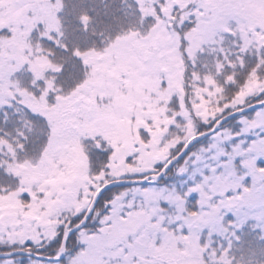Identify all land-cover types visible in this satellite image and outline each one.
<instances>
[{"label":"trees","instance_id":"trees-1","mask_svg":"<svg viewBox=\"0 0 264 264\" xmlns=\"http://www.w3.org/2000/svg\"><path fill=\"white\" fill-rule=\"evenodd\" d=\"M30 1L16 19L0 25V73L8 72L0 75V199L12 208L11 217L21 223L0 234V251L26 249L49 257L14 255L22 264H65L82 249L80 231L88 229L94 236L112 215L138 213L149 209L148 201H153L172 219L176 244L181 250L185 247L177 264H264V227L259 217L252 223L240 214L234 225H216L214 231L193 225L203 220V168L215 185L239 183L242 196L254 184L258 192L264 190L262 142L258 148L263 155L258 159L243 152H251L250 147L260 140L264 143V130H255L248 119L264 109V104L222 123L217 132L196 142L160 180L102 192L84 227L68 238L66 255L55 258L65 224H77L84 214H75L77 206L68 194H64L67 204L55 195L48 201L42 190L37 192L39 198L34 197L33 183L25 176L27 165L22 164L31 158L43 160L59 124L58 98L96 77L87 64L89 55L120 36L139 35L158 24L165 18L167 0ZM165 27L171 31L169 24ZM251 35L243 47L227 48L225 54L206 49L202 54L207 56L205 62L193 60L190 41L181 36V58L173 65L164 60L168 67L157 72L161 79L156 90L145 87L147 98L126 88V75L120 71L110 80L104 79L112 87L104 101L117 107L118 122L82 135L83 149L78 156L86 164V177L78 186L80 200L92 198L113 179L149 178L187 140L210 129L218 118L264 100V40ZM8 75L19 77L17 92L10 93V86L4 83ZM198 88L205 90L203 95ZM91 121L96 127L95 120ZM124 147L132 150L125 156L128 168L118 166L114 158ZM147 155L163 160L154 171L135 172ZM156 238L157 250L146 244L143 249L153 253L149 258L161 262L160 256L171 255L163 250V234Z\"/></svg>","mask_w":264,"mask_h":264},{"label":"rangeland","instance_id":"rangeland-1","mask_svg":"<svg viewBox=\"0 0 264 264\" xmlns=\"http://www.w3.org/2000/svg\"><path fill=\"white\" fill-rule=\"evenodd\" d=\"M30 2L0 0V25L16 19ZM165 11L163 20L140 31L139 35L130 33L120 36L105 49L92 52L87 64L92 66L96 77L77 87L72 93L58 98L56 108L59 124L52 134L43 160L31 158L26 164H22L27 165L24 168L25 176L33 183L30 190L34 197L39 198L37 192L42 190L47 194L48 201L55 195L62 203L67 204L64 194H68L74 207L77 206L75 214L83 215L88 209L92 198L80 200L78 187L86 177V164L78 156L80 148L83 149L82 135L85 132L95 133L97 129L111 124L117 126L118 122L117 107L104 101L112 91V87L105 84L104 79L110 80L120 71L126 75V88H132L137 94L143 93V97L147 98L144 89L147 87L156 90L161 79L157 72L166 66L164 60L173 65L174 60L179 61L181 58L183 35L190 41L189 50L195 62H205L207 56L202 54L206 49L215 54L218 51L225 54L227 48L232 51L238 45L243 47L250 34L264 40V0H167ZM166 24L171 26V31L166 29ZM6 73L8 72L3 71L0 75ZM167 73L169 76V72ZM3 81L10 86V93L17 92L18 76L8 75ZM198 91L201 95L205 92L203 88H198ZM92 119L95 120L96 127L90 124ZM248 119L255 130H264V109ZM261 142L264 151L263 140H260L250 147L251 152L243 151L244 154L258 159L264 154L258 148ZM130 152L131 148L127 147L117 151L114 158L118 159V166L130 167L125 161V156ZM162 160L159 156L153 158L147 155L145 162L137 166L135 172L154 171ZM209 164L215 166L213 161ZM204 167L208 169L210 166ZM201 171L204 172L201 186L205 196L200 213L203 220L192 223L195 227L205 226L211 231L220 224L229 227L235 224L240 214L249 219L247 222L252 223L259 217L264 227V196L261 194L264 190L258 192L254 184L246 192V196H242L238 192L239 183L227 185L219 182L215 185L207 174L208 171L204 168ZM148 204L149 209L142 208L138 213L128 216L121 213L112 215L94 236L90 235L88 229L80 231L77 236L82 242V249L70 256L65 264H177L185 247L181 250L175 242L172 219L160 211L153 201H148ZM0 211H3L0 213V234L10 227L21 226L19 220L11 217L12 208L1 199ZM31 219L30 217L24 222L28 224ZM158 233H162L166 240L163 250L169 251L171 255L168 258L160 256L161 262L149 258L148 255L153 253L143 249V244H146L150 249L157 250ZM16 262L22 264V260L13 256L0 257V264H17Z\"/></svg>","mask_w":264,"mask_h":264},{"label":"water","instance_id":"water-1","mask_svg":"<svg viewBox=\"0 0 264 264\" xmlns=\"http://www.w3.org/2000/svg\"><path fill=\"white\" fill-rule=\"evenodd\" d=\"M264 104V100L261 101V102H258V103H254V104H251V105H248L246 107H242V108H239V109H236L226 115H223L221 116L219 119H217L213 125V127H211L210 129L206 130V131H203L202 133H199L196 137L188 140L183 146L182 148L180 149V151L175 155L173 156L170 160H168L164 165L163 167L155 172V173H152L151 175H149L150 177L147 178V177H144V178H118V179H113V180H110L108 182H106L104 185H102L94 194L93 196V199L86 211V213L84 214L83 218L75 225L73 226H70V222H67L65 227H64V230H63V236H62V240H61V246H60V255L57 257L58 259H61L65 256L66 254V251H67V240L68 238L76 231L80 230L81 228H83V226L86 224L88 218H89V215L93 209V206L98 198V196L112 188V187H115V186H120V185H133V184H138V183H144L146 181H158L160 180L180 159H182L186 152L188 151V149L193 145L195 144L196 142L202 140L203 138L215 133L219 126L228 121L229 119L239 115V114H242V113H245V112H248L250 110H252L253 108H256L260 105ZM17 254H23V255H29V256H34V257H37L39 259H45L47 258L48 256H45V255H42L40 253H37V252H34V251H27L25 249H15L13 251H6V252H2L0 251V257H10V256H13V255H17Z\"/></svg>","mask_w":264,"mask_h":264}]
</instances>
